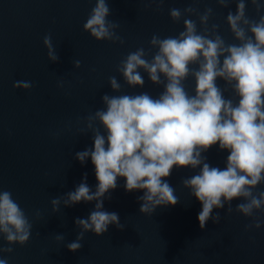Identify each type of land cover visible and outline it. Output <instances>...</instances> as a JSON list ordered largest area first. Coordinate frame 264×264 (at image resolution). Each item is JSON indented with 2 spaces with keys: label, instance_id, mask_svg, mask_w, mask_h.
<instances>
[{
  "label": "water",
  "instance_id": "water-1",
  "mask_svg": "<svg viewBox=\"0 0 264 264\" xmlns=\"http://www.w3.org/2000/svg\"><path fill=\"white\" fill-rule=\"evenodd\" d=\"M0 264H264V0H0Z\"/></svg>",
  "mask_w": 264,
  "mask_h": 264
}]
</instances>
